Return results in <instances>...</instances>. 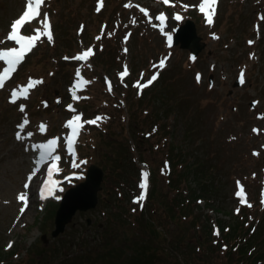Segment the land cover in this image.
Wrapping results in <instances>:
<instances>
[{"label":"rangeland","instance_id":"374dc122","mask_svg":"<svg viewBox=\"0 0 264 264\" xmlns=\"http://www.w3.org/2000/svg\"><path fill=\"white\" fill-rule=\"evenodd\" d=\"M25 3L26 0L24 4L23 0H0V41L8 36L10 25L24 10ZM199 4L200 0H170L161 10L159 0H45L40 16L24 25L21 32L29 35L35 34L37 28L43 31L41 21L47 13L52 40L42 36L14 76L0 88V263L56 264L67 259L80 261L83 257V264H98L96 253L106 249L103 237L108 236L110 229L125 242V251L144 244L148 249L158 247L157 252H163L162 257L169 261L155 264H236L235 257L226 259L217 247L212 250L206 247L207 253L199 257L185 244L186 240L181 244L184 255H178L157 246L153 232L135 235L130 227V219L140 223L144 220L134 210L140 208V202H134L132 196L144 191L140 185L144 180L142 172L147 173V168L141 162L146 160L149 169L150 166L154 169L160 196L157 209L160 216L146 215V218L155 222L162 220L161 229L171 238L175 226L167 223V214L171 215L168 197L171 193L165 189L169 180L161 167L158 174L154 166L157 163L160 166L171 144L176 146L174 161L181 160L174 165L175 171L183 170V175L176 178L178 189L191 193L202 191L206 186L207 203L202 199L196 210L205 220L204 224H211L212 230L214 225L220 228V224H232L236 220L232 213L239 208L236 215L242 218V213L246 212L247 227L250 225V231L257 232L256 239H264V0H218L211 25L198 10ZM181 5L194 7L185 10ZM146 8L149 9L147 15L141 11ZM173 10L183 13V19L175 20ZM156 12L166 16L164 32L160 31ZM186 19L195 21L197 33L205 42L194 60L187 49L169 44L167 39ZM13 46L15 43L11 41L0 44V48ZM89 47L96 53L88 61L65 59ZM165 58V67L159 68V62ZM125 65L129 74L121 81L118 72L121 68L124 70ZM4 66L0 62V69ZM78 69L83 79L86 80L85 74L90 81L79 91L74 89L75 85L68 87L74 77L77 81L75 71ZM156 72H159L158 86L162 81L168 87L163 93L144 96L142 91L147 88L139 89L136 84ZM242 72L243 84L233 86ZM104 76L112 79L111 91L103 83ZM30 77L43 82L29 90L27 99L10 102L12 90L18 85L26 86ZM73 91L81 97L76 99L75 108L72 106L75 112L68 108ZM79 103H83L87 111ZM21 105H24L23 112ZM78 111L93 115L91 120L103 117L96 123L100 124L101 132L95 129L89 133L85 155L78 156L74 152L62 156L57 148L61 171L53 178L60 182L58 188L63 191L57 190L55 196L61 199L68 187L83 181L90 163L98 164L105 175L102 189L97 193V205L76 211L64 231L53 237L55 202L60 199L55 196L40 199L39 189L47 178V163L28 180L37 168L38 151L32 145L59 136L55 133L65 131V120ZM25 116L29 124L21 133L23 139L17 140V125ZM42 123L46 125L44 133L39 131ZM130 126L137 128L143 143H137V135L135 140L130 138ZM28 132L33 135L28 137ZM81 141L82 138L79 147ZM113 153L124 163L114 174L110 173V166L114 168ZM74 161L80 167L74 168ZM183 163L189 166L188 171ZM196 163L199 171L192 167ZM201 170L204 178L199 175ZM179 180L182 181L178 183ZM25 183L29 184L28 189ZM149 184L152 185L147 176V189ZM116 186L121 196L115 194ZM241 188L248 193L245 195L243 190L244 199H251V206L246 209L238 204L239 201L243 204L237 196ZM25 191L28 192L26 206L18 200V194ZM106 195L109 200L104 199ZM215 231L208 245L222 240L221 231ZM131 238L137 239L139 244L132 243ZM44 250L47 261L42 260L43 255H38ZM9 251H14V255H9Z\"/></svg>","mask_w":264,"mask_h":264},{"label":"trees","instance_id":"16d2710c","mask_svg":"<svg viewBox=\"0 0 264 264\" xmlns=\"http://www.w3.org/2000/svg\"><path fill=\"white\" fill-rule=\"evenodd\" d=\"M156 82V81H155ZM154 82V83H155ZM153 83V84H154ZM159 81H157L151 88L149 89H144L142 91V94L148 95L152 94L154 92H165L167 89L168 85L163 84L162 81H160V84L158 86ZM86 110L85 106L83 103H79V106ZM87 111V110H86ZM91 116L86 115L85 118L90 119ZM98 129V131L101 132L100 127H95L94 125L91 124H86L85 130H84V135H82V141L80 143L79 147V153L81 155H85L86 151L88 150L87 143L85 141H88V135L90 132L93 130ZM125 128H122V131H124ZM188 130V129H187ZM128 134L130 138H133L135 140V136L137 137V143H143L141 140V137L137 134V128L134 126L129 127ZM148 136V132H147ZM146 136V137H147ZM140 139V140H139ZM146 140V138H144ZM130 144V142H129ZM167 144V143H166ZM171 150H167L165 152L166 156L163 158V162L160 164L157 163L154 165L151 161V163L158 169V174L161 171V168L165 173L167 174L168 182L166 183V192L171 193V196L169 197V201L171 203V215H168V222L171 223L172 225L175 226V229L171 230V238L169 239L166 235V230L164 231L163 229V223L161 221H152L146 218V215H150L153 218H157L160 216L158 212V202L160 201V196L158 194V186L155 184L156 178H154V169L152 166H150L149 169V163L144 160L140 161L141 163L145 164L148 167L149 171V181L152 183L150 184L149 189H148V196L143 206L140 208H134V206L137 204H134L133 208L135 211H137L141 215V217H144V220L142 223L136 222L130 219V227L134 229V234H148V231L153 232L155 234L156 238V245L160 246L162 249L166 248L170 252L177 253L178 255L183 256L184 255V250L183 246L181 244L186 240L185 244H189L192 252L194 251L198 256L199 255H204L207 253L208 248L212 250L214 247H217L220 249V251L223 253V256L227 259L236 258V264H264V239H256V233L254 230L250 231L251 226L247 227V213L243 212L242 215L243 217L241 218L240 216L236 215L238 213H232L234 218V223L232 224H225L221 226L219 231H221V236L222 240L221 241H215L211 242V244L208 245L209 240L212 239V231H215V226H212L211 224L205 225L204 224V219L201 218V214L197 213V208L200 207L199 202L205 200L206 202V195L204 193L205 185L202 191L196 192L193 190L191 193H185V191L181 188L178 189L177 187V182L176 178L178 175L182 174V171L180 172L181 169H179L177 172L175 171L176 168H174L175 164H180L181 160L177 159L175 160L174 154H173V149L176 148L175 145L171 144ZM170 146V145H169ZM168 147V146H166ZM106 157L110 159V155L106 154ZM111 162L114 163V168H111L110 173L114 174L116 171H120L121 168L123 167L124 163L122 159H119L112 154V159ZM184 164V163H183ZM171 165L173 167H171ZM187 167V171L189 170V166ZM161 167V168H160ZM192 167L198 170V164H193ZM180 172V173H179ZM179 173V174H178ZM204 172L201 170L200 174L202 178L205 177L203 175ZM183 175V174H182ZM158 179V177H157ZM194 179H198L197 176H194ZM199 180V179H198ZM182 180H179L178 183H180ZM119 182V179H118ZM120 186V184H119ZM119 186L115 187V194L117 196H121L122 193L118 191ZM151 187V188H150ZM210 187L207 186V191L210 192ZM130 190V187L128 186L126 188L127 194ZM138 193H133V196H138ZM127 200H129V196L126 195ZM104 199L109 200L110 197L107 195L104 196ZM118 200H122V198H117ZM132 201V200H131ZM168 202V200H167ZM151 205V207H149ZM58 206V203H56V208ZM207 206L210 207V203L208 202ZM149 207V208H148ZM247 207H244L246 209ZM149 210V211H147ZM56 211V209H55ZM163 212V213H162ZM162 214L165 216V210H162ZM237 216L240 218V221L237 220ZM209 219V217H208ZM262 221H264V217L262 218ZM215 228V229H214ZM217 228V230H218ZM216 232V231H215ZM44 234V233H43ZM186 235H188V239H185ZM43 240V239H42ZM104 242L106 243L107 247L106 249L102 250V252H97V262L98 264H155L156 261H169V259L162 257L163 252L159 253L158 247L153 246L151 249H148V246L144 244L141 247H135L133 251H125V242L118 237L115 232L111 231L109 229L108 231V236L103 237ZM114 241L117 242V244H114ZM132 243L135 245L139 244V241L136 239L134 240L133 238L130 239ZM224 244H221L223 243ZM224 247L222 249L221 247ZM208 247V248H206ZM206 248V249H205ZM195 249V250H193ZM217 249V250H218ZM15 251V250H14ZM14 251H9V255L11 256L14 255ZM46 250L39 252L38 255H43L42 260L47 261V258L45 256ZM175 256V255H174ZM200 257V256H199ZM67 259V258H66ZM39 261V258L36 259ZM68 262L67 264H83V257H80V261L76 259H67ZM66 260V261H67ZM36 261V262H37ZM65 260H62L56 264H66ZM0 264H11L9 262L7 263H0Z\"/></svg>","mask_w":264,"mask_h":264},{"label":"snow or ice","instance_id":"6c2138e0","mask_svg":"<svg viewBox=\"0 0 264 264\" xmlns=\"http://www.w3.org/2000/svg\"><path fill=\"white\" fill-rule=\"evenodd\" d=\"M45 0H26L25 4V11L17 18L15 19L12 24L10 25V32L8 36L5 38V40L0 41V44H4L8 41L14 42L17 47H10V48H0V62H3L5 65L2 69H0V88H3L5 85V82L11 78V75L17 70V67L23 62L26 55L32 51L33 48L36 47L37 41L41 39L42 36H46L49 41L52 40V31H51V23L48 19V14L44 13V18L41 21L43 31L40 28H37L34 30L33 35H24L21 32V29L24 27L25 24L32 22L33 20L37 19L40 16V8L44 4ZM165 4H170V0H163ZM218 3V0H201L200 4L198 5V10L203 13L206 17V22L211 25L213 23V17L216 14V5ZM129 5H125V7H128ZM174 6V5H172ZM185 10H187L189 7H194L190 5H181ZM137 7H139L137 5ZM100 8H97V11H99ZM142 12L147 15L146 9H141ZM174 18L179 21L182 19V16L179 13H176L174 15ZM264 19V18H262ZM149 20H151V17H149ZM156 20L160 21V24L158 25L161 32H164L165 28V21L166 16L164 13H160L158 16H156ZM133 23H135V19L133 18ZM156 27L157 25H153ZM83 28V26H81ZM167 35V34H166ZM127 38V37H126ZM97 39H100L98 36ZM167 39L169 44H171L173 37L171 35H167ZM251 43V42H250ZM125 51H127L125 49ZM94 55V51L91 47H89L87 50L83 51L80 54H77L75 57H65V59H75L78 61H88L92 56ZM166 59H162L159 62V68H163L166 65ZM194 60L195 57H192ZM90 67V65H89ZM128 73V67L127 65L124 66V70L119 73V76L121 78V81H123V78L127 76ZM143 76V74H141ZM159 72L154 73L150 79H148L143 85H140L139 82H137L136 86L139 88L142 87H148L150 86L157 78H158ZM77 81L75 83V88H82L84 85L90 83V81H86L81 76V72L78 69L76 72ZM200 75L197 74V80L199 81ZM42 80H34L33 78H29V82L26 86H20L18 85L17 88L13 89L11 92V98L10 102L16 103L18 99L23 98L27 99L29 90L33 88L35 85L42 83ZM109 86V91H111V82L107 81ZM240 82H244L243 78V72L241 73ZM73 98L74 99H80L81 97H77L75 94V91H73ZM68 108L75 112V109L72 108L71 105H68ZM20 110L24 111V105L20 106ZM103 119V117L97 116L95 119L88 120L82 122V114H75L66 121L65 127L67 129H70V134L66 137V146L69 151L73 152L74 154V143L79 135L80 129L83 128L84 123L88 124H96L98 121ZM29 124V119L27 116L23 119V121L17 125L18 131L16 133L17 140L23 139L21 133L25 129V127ZM39 131L41 133H44L46 131V125L41 124L39 127ZM254 131H257L254 129ZM33 133L28 132L27 136L31 137ZM60 138L59 137H53L48 139L46 142L43 143H37L32 145V148L34 150H38V156L35 159V164L37 165V168L30 173L28 180L30 181L32 177L36 174V171H39V167L48 164L47 168V178L44 181L42 187L39 189V195L40 198L47 199L49 197H54L55 192L57 190L63 191L62 188H58L59 181L55 180L53 178L55 173H58L61 171V169L58 166V162L60 161L61 157L56 154V150L59 146ZM27 150V147H26ZM81 163H85L84 161H81ZM74 168L80 167L79 164H77L75 161L72 165ZM147 176L148 174L145 172L143 173L144 180L141 183L140 187L144 189V191L141 192L140 196L135 198L134 202H141L145 199L147 194ZM25 189H28L29 184L25 183L24 185ZM237 196L241 197V202L246 203V200L244 199V191L243 188H241L240 191L237 192ZM56 199H60L59 196H55ZM18 200L23 202L25 206L28 202V192L25 191L23 193L18 194ZM264 202V201H262ZM143 205L141 204V207ZM250 206V205H249ZM23 211V209H22ZM237 211H239L237 209ZM218 235V232H217Z\"/></svg>","mask_w":264,"mask_h":264},{"label":"water","instance_id":"95a60500","mask_svg":"<svg viewBox=\"0 0 264 264\" xmlns=\"http://www.w3.org/2000/svg\"><path fill=\"white\" fill-rule=\"evenodd\" d=\"M172 37L173 45H179L180 48L187 49L193 57H196L205 46V42L197 33L196 25L191 19H187L179 25ZM240 77L234 82L233 86L241 84ZM209 81L211 84V76H209ZM86 172L85 179L82 182L70 187L65 192L64 198L55 213L54 228L51 232L53 237L64 231L65 226L71 221L76 211H86L97 205V193L102 189L105 172L95 163L90 164Z\"/></svg>","mask_w":264,"mask_h":264},{"label":"bare ground","instance_id":"6f19581e","mask_svg":"<svg viewBox=\"0 0 264 264\" xmlns=\"http://www.w3.org/2000/svg\"><path fill=\"white\" fill-rule=\"evenodd\" d=\"M32 51H33V49H32ZM32 51H31V52H32ZM31 52H29L27 55H29ZM27 55H26V56H27ZM14 74H15V73H13V75L11 76V78L14 76ZM11 78H10V79H11Z\"/></svg>","mask_w":264,"mask_h":264}]
</instances>
